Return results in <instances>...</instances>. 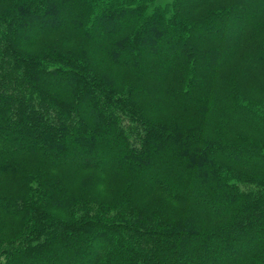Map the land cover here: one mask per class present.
<instances>
[{
	"label": "trees",
	"instance_id": "trees-1",
	"mask_svg": "<svg viewBox=\"0 0 264 264\" xmlns=\"http://www.w3.org/2000/svg\"><path fill=\"white\" fill-rule=\"evenodd\" d=\"M0 264H264V0H0Z\"/></svg>",
	"mask_w": 264,
	"mask_h": 264
}]
</instances>
